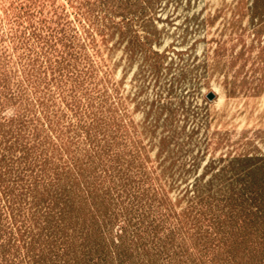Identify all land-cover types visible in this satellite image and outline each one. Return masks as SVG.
<instances>
[{"label":"rangeland","instance_id":"obj_1","mask_svg":"<svg viewBox=\"0 0 264 264\" xmlns=\"http://www.w3.org/2000/svg\"><path fill=\"white\" fill-rule=\"evenodd\" d=\"M0 264H264V0H0Z\"/></svg>","mask_w":264,"mask_h":264},{"label":"water","instance_id":"obj_2","mask_svg":"<svg viewBox=\"0 0 264 264\" xmlns=\"http://www.w3.org/2000/svg\"><path fill=\"white\" fill-rule=\"evenodd\" d=\"M212 98H213V95H212V94H210L209 100H212Z\"/></svg>","mask_w":264,"mask_h":264}]
</instances>
